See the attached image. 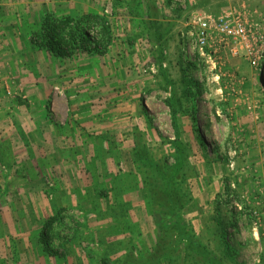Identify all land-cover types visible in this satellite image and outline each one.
<instances>
[{"label":"rangeland","instance_id":"1","mask_svg":"<svg viewBox=\"0 0 264 264\" xmlns=\"http://www.w3.org/2000/svg\"><path fill=\"white\" fill-rule=\"evenodd\" d=\"M244 9L264 0H0V18L31 30L28 53L8 54L11 35L0 36V264H264V128L248 133L227 113L247 84L264 97V68L237 58L214 68L181 46L193 13ZM47 17L72 19V52L49 50L40 71ZM121 53L137 69L97 84L101 63L125 67ZM54 58L73 60L70 81ZM41 77L57 79L47 91ZM86 81L117 148L74 151L80 139L67 134L84 126L69 98L83 102Z\"/></svg>","mask_w":264,"mask_h":264},{"label":"crops","instance_id":"2","mask_svg":"<svg viewBox=\"0 0 264 264\" xmlns=\"http://www.w3.org/2000/svg\"><path fill=\"white\" fill-rule=\"evenodd\" d=\"M7 4V3H5ZM261 10V9H260ZM261 12L264 13V10H261L259 13L255 12L253 15H258V14H262ZM264 15V14H262ZM256 18V17H255ZM0 19H8V21L3 20L2 25H4V28H1L3 30V32H0V36L1 39H6L7 35H11L10 36V42L11 45L6 47V49H10L7 50L8 54L11 53H28L29 51L27 50V48L30 49V43L31 41H29V26H24L22 28V23L23 21H18L17 17L15 16H5L4 18H0ZM24 22H32V21H24ZM44 23V21H43ZM42 23V24H43ZM12 24V26H11ZM41 24V25H42ZM126 27V25H125ZM25 28V29H24ZM31 31V30H30ZM45 32V30H43ZM8 33V34H7ZM31 33V32H30ZM173 32L170 33V35H172ZM170 36L168 37V40H170ZM141 39V38H140ZM144 43V42H143ZM139 46H141L139 44ZM48 47H41L39 49H37V53H40L41 58L36 60V65L40 68V71L45 70V67L47 64H49L50 61H46L47 63H45V57L49 54V50L57 56H61L58 55L55 51L51 50V48ZM66 51V55H70L69 53H71V50H65ZM68 51V52H67ZM125 51V55L127 54V51L124 49ZM133 52L135 51V49L132 50ZM150 54L152 55L153 52V48H150L149 50ZM123 53V52H122ZM121 53V59L118 60H114V64H124V68H120L117 66H112L111 64H108V60L105 62L108 65H105L103 63L100 64V66L98 68H100V71L103 72L104 70V74L106 72H109L107 77L108 78H103L104 84L102 82L97 81V84L102 85L103 87L108 84L109 87H113L114 85H120L122 82H118L116 80H114V73L115 71H120V72H125L128 71V69L131 68V71H135L136 65L133 61H131L129 63V61H126V59L123 57V54ZM44 55V56H43ZM64 57H67V56ZM109 59V56L108 58ZM53 62V61H52ZM128 62V63H127ZM66 64L65 68H60L59 65L55 62V58H54V62L52 63L53 65V72L54 73H59L61 70H63V73H67L69 74L68 79L72 76H74V72H75V66L73 63V60H69V61H65L64 62ZM129 64V65H128ZM48 66V65H47ZM82 66V65H81ZM92 67L91 64H84L82 67H80V70H88ZM106 67V68H105ZM42 68V70H41ZM140 70V68H138ZM25 76V75H23ZM88 76V75H85ZM91 76V75H90ZM106 76V74L104 75V77ZM109 76H113L114 79H110ZM26 78V77H25ZM27 79V78H26ZM55 79L57 78H53L52 80L48 79V78H37V85L40 88H44L48 91V88L50 86V84L48 83L49 81H55ZM71 79H69L70 81ZM58 83H62L61 81H63V79L60 81L56 80ZM60 81V82H59ZM133 83V82H132ZM63 84V83H62ZM61 85V84H59ZM66 85V84H65ZM62 86V85H61ZM85 86H87V91H90V94L87 93V95L85 94V98L83 102L75 101V98L70 97V103L72 104V110L74 115L76 116V118H80V121L83 123L84 128L82 129V131L79 128H71L72 132L74 134H67V135H73L74 137H77L80 139L79 144L76 146L75 150H89V151H106L109 147H112L113 149L116 147H118L119 141L120 139H117V142H108V138L107 135L108 133V129H110V125L109 123L105 122H100V119H106V117H109L107 115H109V113L104 112V108L100 106V103H103V100L99 101L97 99L96 96H94L95 94L91 91H93L94 89L92 88L91 84L89 82L86 81ZM102 87V88H103ZM249 86L247 84V86L244 88L246 95L240 96V97H233V98H229V102L228 105L231 108V110L227 111V113L229 115H231L235 120V124H238V128H242L244 131L250 133H258L259 128H264V97L262 98H258L254 95H247L248 92L247 90H249ZM241 92V90H240ZM83 96V97H84ZM226 102V101H225ZM73 117V116H72ZM120 117H123V114L120 115ZM258 119H260V121H257ZM73 123L71 122L70 125H72ZM53 129V128H52ZM118 129V128H117ZM117 129L113 132V134L115 133V137L118 135L119 130L117 131ZM68 130L65 131V134H62V136H67ZM65 138V137H64ZM75 139V138H74ZM112 140V139H111ZM112 143H116V144H111ZM109 144H111L110 146H108ZM84 146V147H83ZM79 160V159H78Z\"/></svg>","mask_w":264,"mask_h":264},{"label":"built area","instance_id":"3","mask_svg":"<svg viewBox=\"0 0 264 264\" xmlns=\"http://www.w3.org/2000/svg\"><path fill=\"white\" fill-rule=\"evenodd\" d=\"M181 46L188 60L191 52L216 68L226 58H237L261 71L264 68V19H256L245 9L217 17L193 13L181 34ZM149 71L157 73L154 66Z\"/></svg>","mask_w":264,"mask_h":264},{"label":"trees","instance_id":"4","mask_svg":"<svg viewBox=\"0 0 264 264\" xmlns=\"http://www.w3.org/2000/svg\"><path fill=\"white\" fill-rule=\"evenodd\" d=\"M71 22L72 19L70 18L58 20L47 17L44 20L42 29L45 30L46 40L48 41V45L50 46L51 50L55 51L58 55H66L65 50L70 46L66 29H68ZM169 106L172 113L176 114V110L172 103L169 104ZM51 221H53V219ZM51 221H49L48 225L52 223ZM219 224L222 226V223Z\"/></svg>","mask_w":264,"mask_h":264}]
</instances>
